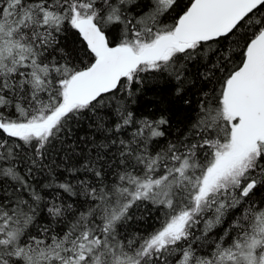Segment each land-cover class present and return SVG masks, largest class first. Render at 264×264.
I'll use <instances>...</instances> for the list:
<instances>
[{"label":"snow or ice","instance_id":"6c2138e0","mask_svg":"<svg viewBox=\"0 0 264 264\" xmlns=\"http://www.w3.org/2000/svg\"><path fill=\"white\" fill-rule=\"evenodd\" d=\"M160 81L163 146L131 107ZM93 117L95 158L57 163ZM0 264H264V0H0Z\"/></svg>","mask_w":264,"mask_h":264},{"label":"trees","instance_id":"16d2710c","mask_svg":"<svg viewBox=\"0 0 264 264\" xmlns=\"http://www.w3.org/2000/svg\"><path fill=\"white\" fill-rule=\"evenodd\" d=\"M183 2H185V0H182V3ZM200 71L203 72V69L201 68ZM190 72L192 83L188 85L191 89L188 95L192 103L195 104L196 100L201 98V89H204V91H211L213 87H218V85L215 84V81L209 84L199 79L196 76L195 68H190ZM131 107L136 112L137 116H148L150 118L158 117L162 112L168 116L170 125L167 127L170 130L167 132L166 137L160 140L161 146H163L168 139H175L176 136L184 130V125L181 121L186 114L187 106H181L179 101L173 98L171 89L166 87L163 81L148 84L145 91L136 98V103L132 104ZM99 114L102 116L105 115L104 111H101ZM110 123L111 119L106 116V126ZM72 127L73 131L66 137L65 143L63 145L57 144L56 151L59 152V155L55 156L57 163L64 159L66 155L72 157V160L67 163H73L86 156L95 158V145L103 142V136L96 127V120L94 117L84 118L79 124H74ZM128 131L130 132V130ZM105 151H108V157H105V159H108L113 156L116 148L113 146L111 150ZM67 163L64 167H67ZM97 166H99V164H97ZM64 167L57 170V174L60 175L61 178L68 175L64 171ZM35 176L36 181L47 182L46 172L44 174L36 173ZM136 215H143L145 219L129 221L128 226L130 230H143L145 227L157 223L155 219H152V217L157 215L155 211H152L151 216H149V212L142 208L136 212Z\"/></svg>","mask_w":264,"mask_h":264}]
</instances>
